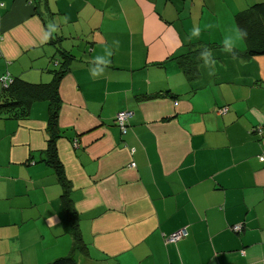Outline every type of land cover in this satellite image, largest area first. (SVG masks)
<instances>
[{
	"label": "crops",
	"instance_id": "0c3cea01",
	"mask_svg": "<svg viewBox=\"0 0 264 264\" xmlns=\"http://www.w3.org/2000/svg\"><path fill=\"white\" fill-rule=\"evenodd\" d=\"M258 2L0 0V80L49 82L68 60L56 148L88 248L79 264H264V134L250 132L264 130V55L246 56L244 40L226 50L234 15ZM206 44L187 74L181 56ZM47 119L46 101L0 116V264L71 250L39 154Z\"/></svg>",
	"mask_w": 264,
	"mask_h": 264
},
{
	"label": "trees",
	"instance_id": "16d2710c",
	"mask_svg": "<svg viewBox=\"0 0 264 264\" xmlns=\"http://www.w3.org/2000/svg\"><path fill=\"white\" fill-rule=\"evenodd\" d=\"M39 5L38 2L37 7ZM34 7L36 8V6ZM234 20L238 30H244L247 33L243 39L245 42L243 53L248 57L264 55V2L254 3L239 11L234 15ZM203 47H192L187 56H181L182 59L179 60V64L183 66L187 74L194 70L197 64L191 55L195 53V57L201 56L206 53L208 47L213 46L206 44ZM176 58H179V56H176ZM67 63L68 60L60 63L53 70V76L49 82L31 83L20 77H12L9 73L1 76L10 78L9 82L4 85L0 80V116L3 118L25 119L28 117V112L33 103L46 101L48 105V119L45 127L47 134L46 147L40 150L39 154L41 160L52 166L57 174L61 187L60 200L63 205L62 222L65 230L72 236V245L69 254L43 264H79L75 257L78 253L89 255L87 245L78 227L77 213L69 196L71 185L64 175L56 148V141L64 134V130L58 125V115L61 107L59 83L64 71L67 69ZM223 109H221L222 112L227 111V109ZM250 132L262 136L264 134L263 125H254ZM234 225L229 226L231 232L238 234L243 230V224L238 223L241 226L240 230H234ZM186 236L187 234L179 240L184 239Z\"/></svg>",
	"mask_w": 264,
	"mask_h": 264
},
{
	"label": "built area",
	"instance_id": "2783aa9c",
	"mask_svg": "<svg viewBox=\"0 0 264 264\" xmlns=\"http://www.w3.org/2000/svg\"><path fill=\"white\" fill-rule=\"evenodd\" d=\"M10 78L2 77L1 82L5 85L7 82H9ZM227 108L225 107L223 110H226ZM131 116V111L128 110H121L116 113L115 115V124L119 128L122 134L126 133L127 130V121L128 118ZM241 226L238 224H235L233 226L234 230H240ZM187 234V229L185 227L178 228L174 231H172L170 234L165 236L164 241L165 242H176L180 238L184 237Z\"/></svg>",
	"mask_w": 264,
	"mask_h": 264
},
{
	"label": "clouds",
	"instance_id": "9594fccd",
	"mask_svg": "<svg viewBox=\"0 0 264 264\" xmlns=\"http://www.w3.org/2000/svg\"><path fill=\"white\" fill-rule=\"evenodd\" d=\"M193 35H198L199 30L194 29ZM247 35V33L244 30H238L233 37H231V40L228 42L226 50L229 52H233V49L237 46L238 42H241L244 37Z\"/></svg>",
	"mask_w": 264,
	"mask_h": 264
}]
</instances>
